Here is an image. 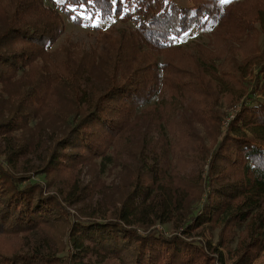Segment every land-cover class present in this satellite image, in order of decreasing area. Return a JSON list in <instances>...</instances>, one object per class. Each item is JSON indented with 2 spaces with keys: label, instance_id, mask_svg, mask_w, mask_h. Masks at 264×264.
I'll list each match as a JSON object with an SVG mask.
<instances>
[{
  "label": "trees",
  "instance_id": "16d2710c",
  "mask_svg": "<svg viewBox=\"0 0 264 264\" xmlns=\"http://www.w3.org/2000/svg\"><path fill=\"white\" fill-rule=\"evenodd\" d=\"M244 1L0 2V236L22 235L25 240L21 249L1 244L0 264H108L110 260L115 264H198L202 258L205 264H213L212 241L201 238L203 231L197 232L211 223L221 225V246L227 244L224 233L229 229L233 234L248 230L249 248L264 251V75L211 155L206 178L211 190L202 207L197 204L199 193L180 178L177 168L181 164L185 170L190 162L198 165L210 150L199 141L186 140L182 149H199V157L190 161L189 155H182L184 151L178 152L180 144L170 129L180 120L169 117L162 123L152 119L147 127L137 125L139 117L164 108L158 107L163 105L160 96L170 85L165 87L167 77H163L179 68L172 61L152 62V49H182L177 39L193 29L224 26ZM62 16L79 26L117 17L134 29L119 37L105 32L104 37L119 40L122 51L117 60L101 66L104 51L99 53L102 47L97 45L87 51L74 43L53 49L65 26ZM238 27L235 31L242 34ZM204 56L207 51L193 56L194 62L198 65ZM92 66L99 70L87 76L85 71ZM181 86L184 90L186 84ZM245 90L239 92L241 97ZM203 105L209 106L206 101ZM203 118L207 123L215 120L211 113ZM189 130L187 136H191ZM123 161L127 180L113 188L111 196L118 194L120 204L114 215L94 212L72 219L68 206L95 196L98 187L95 181L85 184L71 179L76 175L74 165L98 162L100 172L106 173ZM61 164L73 168L64 185L56 180ZM21 170L44 176L54 193L44 191L30 175H18ZM54 218L69 224L66 256L44 253L45 241L55 239L44 226ZM171 222L176 228L183 226V235L199 238L167 237L154 228L139 232ZM35 231L42 232L43 238L33 240ZM218 256L216 262L225 264L224 253L219 251ZM253 260L246 253L233 264Z\"/></svg>",
  "mask_w": 264,
  "mask_h": 264
},
{
  "label": "rangeland",
  "instance_id": "374dc122",
  "mask_svg": "<svg viewBox=\"0 0 264 264\" xmlns=\"http://www.w3.org/2000/svg\"><path fill=\"white\" fill-rule=\"evenodd\" d=\"M0 2L11 3V0H0ZM45 3L48 4L47 2ZM236 7V12L227 18L229 22L224 26L221 24L215 27V29L213 26L211 28L193 29L185 37L177 39L176 42L183 46L182 49L174 48L167 51L152 49L155 55L152 58V62L155 63L156 60L158 62L172 61L179 68L167 71L163 77V79L167 77L165 87L167 88L170 85L167 88L168 90H164L160 96L161 100H163V105H158V107L164 106V108L153 111L145 118L139 117L137 119V125H142L143 127H147L148 122H151L152 119H157L160 123L169 117L175 119V121L180 120L178 125L172 126L170 131L172 136L174 135L178 139V144H180L177 147V151H184L182 155L184 157L189 155L190 161L192 159L197 160L196 157L198 158L200 155L199 149L196 152H191L189 148L182 149L183 142L198 143L199 141V144L205 145L210 150L206 156L207 159L199 161L198 165L196 163L191 164L190 162V165L185 170L181 164H178L177 168L180 178L184 182L193 185L189 186V188L195 190L196 194L199 193L197 204L201 207L206 202L207 197L209 198L208 195L211 190L208 182H206L207 164L211 159V155H213L214 150L218 147V143L222 137L229 132L230 122L241 112L248 93L252 91V88H256L258 84L257 80L261 75H264V0H246ZM47 14L49 16L48 12ZM244 16L245 19L242 18ZM241 19L244 20L241 21ZM62 21L65 23L63 33L53 49L60 50L62 47L74 43L77 47L84 48L87 51L92 45H97L102 47L99 48V53L104 51L99 57L101 61L105 60L104 63H100L101 66L110 60H117L119 58L118 52L122 51L119 40L113 36L104 37L105 32H113L114 35L121 36L123 35V31L134 29L133 26L127 24V22L120 21L117 17H111L106 20L95 19L92 22L93 24L85 22L81 26L76 25L70 19L63 16ZM93 25H97L101 30L95 29ZM235 25H240L241 28H238L242 30V34L235 31ZM101 39L106 41V45L101 44ZM204 51H207L208 56H204L205 60L203 61L200 58L197 65L194 62L193 56L202 55ZM182 68L185 72H181ZM98 70L99 67H88L85 74L87 76H91V74L94 76ZM178 72L181 73L177 74ZM172 76L176 77L173 82H171ZM91 80H93V77H91ZM184 83L186 86L183 90L181 84ZM189 83L191 85L187 87ZM244 83L246 88H244ZM204 89H207L209 93L205 94ZM243 89L246 90L245 94L241 97L239 92L243 91ZM257 93L259 94V90ZM257 93L255 94L256 96L258 95ZM204 101L209 106L205 107L203 105ZM207 112L214 115L215 120H211L214 122L207 123V120H203L204 115L208 116ZM182 115L184 118H181ZM188 130L191 136H187ZM154 136L156 135L154 134ZM60 168L61 171L56 178L59 185H64L68 182L67 179H69L73 168L75 169L73 173H76V175L72 176L71 179L79 183L84 182L85 184L95 181L96 185H98L95 188V196L89 197L77 205H71L70 207L67 205L68 210L72 214V219L74 218L73 215L87 218L93 216L94 212H96V215H114L115 208L120 207L119 202H117L119 195H111L113 194V188L115 190V188L118 189L126 184L127 167L124 161L118 167H109L108 169L111 170H107L106 173L100 172V164L98 162H91L90 164H85L83 167L74 165L73 168H68L66 165L61 164ZM18 175H30L34 181L43 186L44 191L51 194L54 193V188L48 187V181L44 176H37L33 171L27 170H21ZM69 182L73 183L74 181ZM57 212V216L60 214L58 217H61L60 211ZM54 220L55 218L51 220L53 222H49L44 226L51 236L55 237L53 241L47 243L45 241L47 249H44V253L49 252L50 255L54 256H66L68 252V246L66 245L68 242L66 241L68 239L69 224L65 223L63 218ZM152 229L163 233L167 237L181 236L185 237V239L188 238V240H193L197 237L195 236L196 234H193L192 237L183 235V226L176 228L172 222L166 225L156 223L149 230L142 229L139 232L146 233ZM202 231L201 238L205 241L211 240L213 248H215L214 253L210 255V262L213 264H219L216 262L219 257V251L224 253L225 264H233L235 260L246 253H250L252 257L254 256L252 264H264V251L256 247L249 248L248 243L250 242V238L247 237L249 236L248 230L246 232L236 230L235 233L239 231V234L236 241L230 244L229 242L235 233H231L230 229L226 231L224 237L228 241L225 247L221 246L218 242L222 232L220 224H207L197 232L200 233ZM38 238H43L42 232L35 231L32 239ZM24 241L22 235L14 236V238L0 236V245H13L12 249H21ZM16 244L18 246H15ZM64 245L67 248L62 252L60 248ZM184 260L188 259L184 258ZM204 261L202 258L198 264H205ZM108 264L115 263L113 260H110Z\"/></svg>",
  "mask_w": 264,
  "mask_h": 264
},
{
  "label": "snow or ice",
  "instance_id": "6c2138e0",
  "mask_svg": "<svg viewBox=\"0 0 264 264\" xmlns=\"http://www.w3.org/2000/svg\"><path fill=\"white\" fill-rule=\"evenodd\" d=\"M221 2H222V3H225V2H227V0H221Z\"/></svg>",
  "mask_w": 264,
  "mask_h": 264
}]
</instances>
